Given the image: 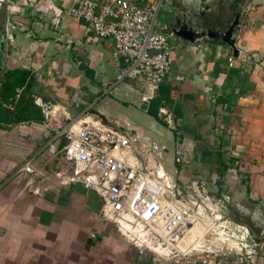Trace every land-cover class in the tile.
I'll return each mask as SVG.
<instances>
[{"label":"crops","instance_id":"0c3cea01","mask_svg":"<svg viewBox=\"0 0 264 264\" xmlns=\"http://www.w3.org/2000/svg\"><path fill=\"white\" fill-rule=\"evenodd\" d=\"M78 1L0 0L6 66L27 68L36 76L41 99L37 103L46 115L41 122L0 125V264H166L154 260L150 252L141 253L101 217L103 200L96 191L65 182L71 166L61 154L49 151L51 142L58 148L65 143V138L56 137V119L94 114L113 128L138 131L158 146L162 158L154 157L163 165L168 147L128 118L114 115L123 101L122 92L135 95L141 108L160 123L166 122L171 131L177 124L183 137L196 138L200 132L195 130L203 129L205 136L215 123L221 150L243 175L247 197L264 203V0H134L139 5H160L157 29L163 32L176 15L188 14L195 20L191 17L195 8L206 3V11L221 6L228 10L223 19L213 17L204 26L222 27L236 12L243 14L238 55L221 39L203 37L188 43L173 33L170 46L172 38L178 51L173 50L167 78L154 89L156 97L128 82L120 85L117 75L124 60L116 57L111 38L97 36L87 21L74 14ZM230 56L236 58L233 65ZM82 81L91 89L89 101L82 97L87 92L79 86ZM71 84L72 99L66 92ZM28 159L35 172L17 174ZM175 172L169 173L184 184ZM260 241L255 247L256 264H264V240ZM232 255L227 251L226 257L217 256L207 264H229Z\"/></svg>","mask_w":264,"mask_h":264},{"label":"built area","instance_id":"2783aa9c","mask_svg":"<svg viewBox=\"0 0 264 264\" xmlns=\"http://www.w3.org/2000/svg\"><path fill=\"white\" fill-rule=\"evenodd\" d=\"M159 8L156 3L139 5L134 0H79L74 14L87 21L97 36L114 41L116 57L124 60L117 80L142 76L157 89L171 70L173 34L157 29ZM235 61L229 57L230 65ZM56 124V137L65 138V143L58 148L51 142L49 151L61 154L71 166L65 182L96 191L103 200L101 217L141 253L150 252L154 260L166 264H207L228 251L233 253L229 264H256L251 251H241L247 250L249 231L242 233V246L207 247L206 236L224 227L223 222L232 229V221L213 208L203 183L181 184L161 161H153L162 155L147 137L130 128H113L94 114L68 121L57 118ZM34 172L31 159L17 170V174Z\"/></svg>","mask_w":264,"mask_h":264},{"label":"rangeland","instance_id":"374dc122","mask_svg":"<svg viewBox=\"0 0 264 264\" xmlns=\"http://www.w3.org/2000/svg\"><path fill=\"white\" fill-rule=\"evenodd\" d=\"M211 5L212 2H211ZM227 8L221 6L216 7L210 11H205L204 14L196 13L197 16L202 17V22L211 21L213 17L223 19L227 14ZM215 13L216 15H214ZM198 17V18H199ZM3 20V10H0V26ZM1 31V28H0ZM179 37V36H178ZM189 41L188 43H190ZM172 52L170 54L171 64L173 62V50L178 51L176 48V42L171 38ZM121 71V70H120ZM116 73L111 76V83L116 78ZM71 76H74L73 74ZM167 77H165L166 79ZM131 83L145 94H152L157 96L156 92L151 85L142 77L125 78L120 81V85L125 87V83ZM74 83V82H72ZM73 84L67 88L66 92L70 95L71 99L75 93L73 90ZM87 83L82 81L79 86L87 92H84L82 97L85 101H89L92 98L91 89L85 88ZM120 105V109L115 112V116L128 120L144 129L147 133L152 135L160 145H166L168 147L166 156L164 157L165 169L169 172H175V178L181 182H190L193 180L202 181L205 184L207 192L212 198V206L215 210L220 211L224 216V219H229L232 229L226 227V223L223 222L224 227L220 226V229H216V232L206 236L207 247L215 249L220 246H229L237 244L243 241L242 233H250V239L246 241L248 243L247 250L244 248L241 250L248 254L249 251L251 257L253 256L258 261L259 253L255 248L254 243L258 240H264V203L262 200H251L246 194V184L243 182V175L237 169V166L232 165L230 155L226 151L221 150L220 139L215 130V123L212 127L213 131L207 130L208 134L203 136L204 129L200 132L196 138L183 137V131L176 124L171 131L170 128L160 123L156 118L152 117L147 111L141 108V105L137 102V97L134 95L128 97L124 95ZM112 97L111 94H107V97ZM113 98V97H112ZM82 99V98H80ZM112 100V99H110ZM80 101V100H79ZM125 101V102H124ZM110 105H114L113 100ZM202 132V133H201ZM171 134V135H170ZM220 150L222 152H220ZM153 161L157 158L153 157ZM179 161V162H178ZM166 162V163H165ZM178 163L181 165L179 167ZM235 167V168H234ZM210 214L212 212L209 211ZM235 225H240L239 229H234ZM243 227V228H242ZM203 230V227L200 231ZM240 251V252H241ZM226 257V256H225ZM232 257V256H231ZM231 257L228 258L231 259Z\"/></svg>","mask_w":264,"mask_h":264},{"label":"trees","instance_id":"16d2710c","mask_svg":"<svg viewBox=\"0 0 264 264\" xmlns=\"http://www.w3.org/2000/svg\"><path fill=\"white\" fill-rule=\"evenodd\" d=\"M36 85V76L30 69L17 67L0 72V125L45 120L43 107L36 101ZM154 102H159L158 97ZM150 111L159 118L156 110Z\"/></svg>","mask_w":264,"mask_h":264},{"label":"water","instance_id":"95a60500","mask_svg":"<svg viewBox=\"0 0 264 264\" xmlns=\"http://www.w3.org/2000/svg\"><path fill=\"white\" fill-rule=\"evenodd\" d=\"M208 6L209 4L206 3L204 7L202 6L199 9L195 8V13H193L191 16L195 20L190 19L188 14H186V16H174L167 32H173L175 35L192 42L203 37L221 39L224 42L229 43L234 48L235 53L238 55L239 50L236 46V41L238 32L242 24V12H236L235 17L231 18V20L228 21L226 25L214 28L210 23L208 26H204L205 23L202 22L201 17L196 15L197 12L200 14H204L206 9L209 8ZM0 28V72L4 73V71L7 69L5 52L6 27L4 17L1 22ZM146 106L147 104H143V107Z\"/></svg>","mask_w":264,"mask_h":264},{"label":"bare ground","instance_id":"6f19581e","mask_svg":"<svg viewBox=\"0 0 264 264\" xmlns=\"http://www.w3.org/2000/svg\"><path fill=\"white\" fill-rule=\"evenodd\" d=\"M202 227H200V230H201Z\"/></svg>","mask_w":264,"mask_h":264}]
</instances>
